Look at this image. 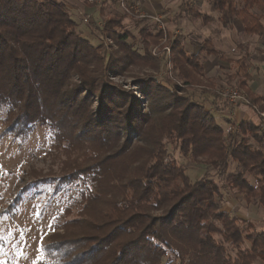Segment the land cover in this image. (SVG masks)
<instances>
[{"label":"trees","instance_id":"16d2710c","mask_svg":"<svg viewBox=\"0 0 264 264\" xmlns=\"http://www.w3.org/2000/svg\"><path fill=\"white\" fill-rule=\"evenodd\" d=\"M211 2L224 27L238 20L245 33L264 41V0ZM187 10L201 14L195 6ZM121 24L122 15L113 11L104 27L90 29L116 40V57L84 35L66 0H0L6 131L19 138L37 124L49 125L65 155L61 181L86 187L82 208L50 237L40 264H264V230L223 208L216 180L225 178L264 215L261 123L224 118L194 93L178 94L153 79L140 82L144 97L166 99L155 114L144 109L140 97L115 88L107 75L118 70L117 59H148L128 41L129 32L116 30ZM174 59L188 83L200 82L198 59L181 47ZM246 59L235 60L228 80L264 111ZM211 94L221 106L217 112H224L229 103ZM94 97L96 111L90 107ZM177 151L203 165L204 175L193 179L188 165L175 158Z\"/></svg>","mask_w":264,"mask_h":264},{"label":"rangeland","instance_id":"374dc122","mask_svg":"<svg viewBox=\"0 0 264 264\" xmlns=\"http://www.w3.org/2000/svg\"><path fill=\"white\" fill-rule=\"evenodd\" d=\"M80 2L102 10L101 15L93 17L82 12L75 14L69 6L84 35L95 44L108 53H116V57L121 56L115 39L102 35L97 28L94 34L90 30L94 26L104 27L111 13L116 11L122 15V24L116 30L129 32L132 37L128 41L147 54L144 62L140 59L141 62L127 63L116 58L118 70L107 74L112 86L133 91L140 97L144 109L155 114L166 99L162 94H154L149 101L144 97L139 84L153 79L175 88L178 94L194 93L217 115L223 114L224 118L235 122L251 120L261 123L264 129V111L259 104H250L248 96V101L232 103L223 95L230 88L247 95L245 89L228 80L236 70L235 60L244 56L253 74L250 85L264 96V41L258 35L245 33L238 20L233 27H224L211 0H127L126 7L118 0H109L106 5H102L103 0ZM191 6L201 14L187 10ZM180 47L203 66V74L195 73L200 77L198 84L188 83L175 67L174 58ZM213 49L219 54L212 53ZM211 93L222 95L229 103L224 112H217L221 106L213 104ZM97 101L94 97L90 104L94 111ZM224 118L220 117L219 121L225 123ZM55 143L54 130L46 124H37L27 136L14 137L6 131L5 113L0 112V264H40L50 237L62 233L65 222L82 208L81 190L86 189L85 184L61 181L65 155ZM174 155L179 162L188 165L193 179L204 175V166L193 163L190 156L185 157L178 151ZM209 171L214 173L212 169ZM216 180L224 194L223 208L250 221L257 230H264L263 210L255 203L246 204L225 178L216 177Z\"/></svg>","mask_w":264,"mask_h":264},{"label":"crops","instance_id":"0c3cea01","mask_svg":"<svg viewBox=\"0 0 264 264\" xmlns=\"http://www.w3.org/2000/svg\"><path fill=\"white\" fill-rule=\"evenodd\" d=\"M80 1L81 0H69L68 2L69 6L72 7L75 14H78V12H82L87 15H93V17H96L99 14L101 15V9H98L94 6H90L88 4H82V2ZM251 89L257 91V88H255L253 84L251 85Z\"/></svg>","mask_w":264,"mask_h":264},{"label":"built area","instance_id":"2783aa9c","mask_svg":"<svg viewBox=\"0 0 264 264\" xmlns=\"http://www.w3.org/2000/svg\"><path fill=\"white\" fill-rule=\"evenodd\" d=\"M90 1H95V0H90ZM118 1L122 6L126 7L127 0H118ZM223 95L226 96L232 103L248 101L246 93L235 88H230L228 90H225L223 92Z\"/></svg>","mask_w":264,"mask_h":264}]
</instances>
